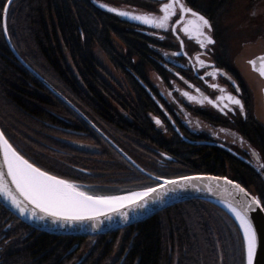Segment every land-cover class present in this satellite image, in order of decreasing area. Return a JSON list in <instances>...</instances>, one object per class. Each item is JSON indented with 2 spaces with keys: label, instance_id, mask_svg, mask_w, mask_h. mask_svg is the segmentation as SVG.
<instances>
[{
  "label": "trees",
  "instance_id": "1",
  "mask_svg": "<svg viewBox=\"0 0 264 264\" xmlns=\"http://www.w3.org/2000/svg\"><path fill=\"white\" fill-rule=\"evenodd\" d=\"M7 2L0 0V128L6 137L30 161L92 194L153 185L116 154L110 160L93 159L95 154L65 141L94 142V132L16 58L3 34ZM121 2L128 0H13L6 25L14 50L30 68L107 137L136 154L140 134L107 108L105 95L122 104L100 77L94 58V47L99 46L113 66L126 74L132 89L138 88L126 73L131 57L137 56L134 33L99 7ZM112 35L125 43L127 56L114 48ZM139 96L140 105H145ZM182 156L166 169L151 166L150 170L151 163L135 161L160 177L212 174L245 187L242 179L225 173L218 159L206 161L191 152ZM222 252L234 254L227 264H243L240 231L225 212L200 200L176 204L143 222L87 239L34 230L0 204V264H222Z\"/></svg>",
  "mask_w": 264,
  "mask_h": 264
},
{
  "label": "flooded vegetation",
  "instance_id": "2",
  "mask_svg": "<svg viewBox=\"0 0 264 264\" xmlns=\"http://www.w3.org/2000/svg\"><path fill=\"white\" fill-rule=\"evenodd\" d=\"M165 2L167 0H128V3L121 2L115 8L129 6L142 11H128L134 14H159L160 6ZM184 2L210 21L212 30L208 34L212 36L213 44L201 48L194 37L189 38L180 31L181 26H177L173 34L171 22L165 32L128 22L113 14L125 24L127 32L134 33L132 43L137 56L131 57L126 73L138 88L130 89L135 106L118 105L116 109L109 103L107 108L114 110L124 124L140 134L138 153L127 150L129 155L90 120L92 125L85 121L94 132V142L85 143L79 139L65 141L95 154L93 159L110 160L116 154L130 165L128 169L132 167L141 173L123 157L120 149L142 171L159 178L165 177L157 175L159 172L146 171L136 161L151 163L147 167L152 170L151 166L155 169L169 168L172 163L184 158L182 155L187 152L194 153L197 158L202 156L201 159L206 161L218 159L228 176L242 179L246 189L264 199V167H261L264 165V78L247 63L264 55V0ZM178 15L179 12L172 20L175 21ZM174 52L177 55H172ZM127 55L128 51L124 56ZM197 55L205 61L204 67L196 62ZM214 69L220 70L215 79L208 75ZM212 84H218L226 92L220 93L210 87ZM237 86L239 92L236 91ZM185 91L196 96L197 100L203 99V96L216 100L217 96L232 94L241 100L243 111L227 99L217 103L221 107L228 104L231 111L228 108L221 111L207 101L203 104L189 101L181 94ZM137 93L145 105H140ZM157 120L161 123L157 124ZM141 174L156 184L150 177Z\"/></svg>",
  "mask_w": 264,
  "mask_h": 264
},
{
  "label": "snow or ice",
  "instance_id": "3",
  "mask_svg": "<svg viewBox=\"0 0 264 264\" xmlns=\"http://www.w3.org/2000/svg\"><path fill=\"white\" fill-rule=\"evenodd\" d=\"M11 2L12 0H8L3 5L2 18L5 20L3 34L5 36L8 35L6 18ZM100 7L165 32L169 30L171 22L173 34L176 33L177 26H181L180 31L189 38L194 37L201 48L214 43L212 36L208 34L212 30L210 21L200 12L188 7L184 0H167L161 4L159 14H133L103 3L100 4ZM177 12H179L178 18L173 21L172 18L177 17ZM180 47L183 48V41H181ZM172 55H177V53L174 52ZM258 61L259 65L257 64ZM196 62L201 67L205 66V61L201 60L199 55L196 56ZM247 63L251 65L254 72L264 78V55L249 60ZM219 72V69H214L208 75L215 79ZM228 79L231 78L228 77ZM210 87L217 89L222 94L226 92L218 84H212ZM196 91L199 92L200 89H196ZM236 91L239 92L238 86ZM181 94L189 101H196L199 104L207 101L208 104L219 108L221 111L224 108L231 111L232 109L228 107V104L221 107L217 103V101L227 99L243 111L241 100L232 94L217 96L216 100L207 96L197 100L196 96H192L186 91ZM156 123L160 124L161 122L157 120ZM253 155L256 156L257 154L254 152ZM157 179L160 178L157 177ZM194 180L215 181V185L208 184L205 186L209 193L217 190L229 192L228 186H230L232 191L229 192L230 198L225 202V206L235 218L242 233L243 264H264V243L260 242V234L264 229V199L250 194L244 187L231 179L220 176H183L179 179H166L163 184L156 187H147L142 191L130 192L123 196L95 195L83 190L71 180L52 174L38 166L34 161H30L14 147L5 133L0 131V198L12 209H15L20 216H26L37 221L51 218L54 223L59 221L70 224L72 222L96 221L101 216L110 219L111 213H118L122 220L127 221L129 212H136L137 210L146 212L150 198L151 202L155 203L162 200L168 191H175L177 187L184 188L189 185L199 191L200 189L195 184H191ZM167 185L173 187L168 189ZM256 214L261 217V224H257ZM96 226L95 223L92 224L93 228Z\"/></svg>",
  "mask_w": 264,
  "mask_h": 264
},
{
  "label": "water",
  "instance_id": "4",
  "mask_svg": "<svg viewBox=\"0 0 264 264\" xmlns=\"http://www.w3.org/2000/svg\"><path fill=\"white\" fill-rule=\"evenodd\" d=\"M108 6H110V5H108ZM99 7H100V4H99ZM110 7H113V6H110ZM100 8L103 9L104 11L109 12L107 10V8H102V7H100ZM117 9L121 10V11H125V10H122L119 8H117ZM109 13L117 15L113 12H109ZM130 13H132V12H130ZM117 16H119V15H117ZM119 17L124 18L128 22L140 24V22L129 19L127 17H122V16H119ZM4 23H5V20H4ZM5 38H6V41L9 45L10 49L13 51L16 58L19 60V62L22 65H24V67H26L37 79H39L52 93H54L57 97H59L61 100H63L69 107H71L76 113H78V115L80 117H82L84 120H86L88 123H90L89 120L70 101H68L64 96H62V94H60V92H58L50 83H48V81H46L43 77H41L38 73H36L32 68H30L20 58V56L16 53V51L14 50V48L12 46L11 41L9 39V36L6 35ZM0 131H2L1 128H0ZM118 150L120 151V153L123 155V157L127 161H129L133 166H135L141 173L147 175L152 180H154L156 182V184L149 185V186L142 187V188H138V189H133V190L126 191V192H120V193H114V194H95V195L123 196V195H127L130 192L142 191L143 189H145L147 187H156L160 184H163L164 180H166V179H179L180 177H183V176H179V177H174V178L157 179V177L152 176V175L147 174L144 171H142L126 154H124V152H122L120 149H118ZM184 176L215 177L217 175L190 174V175H184ZM220 177H224V176H220ZM228 179H230V178H228ZM215 183H216L215 181H211V180H194L191 182V184H195L200 189L199 191H197L196 188H193L189 185V186H186L184 188L177 187L175 191H168L167 195H164L162 200H158L155 203H152L151 198H150L148 210L146 212L142 211V210H137L136 212H129V219L127 221L122 220L118 213H111L110 219L106 218L104 216H101L96 221L72 222L70 224L69 223H62L59 221L54 223L51 218H46L45 220L37 221L35 219H30L26 216H24V217L20 216L18 214V212L15 209H12L11 206L9 204H7L2 198H0V204L3 205V207H5L10 213H12L15 217H17L22 223L26 224L27 226L33 228L34 230L40 231L42 233H47V234L54 235L57 237L65 236V237H74V238H89V237H95V236H99V235H105V234H108L110 232L120 231V230L125 229L127 227H130L134 224L143 222V221L151 218L152 216H154L158 212H161V211L167 209L168 207H171V206H174L176 204L183 203L186 201H190V200H200V201H204V202H207V203H210V204L216 206L217 208H219L223 212H225L235 222V224L237 225V227L239 229L238 223L235 221V218L232 216V214L228 211L227 207L225 206V202L230 198L229 192L232 191L230 189V186H228L229 192H226L223 190H217V191H214L213 193H209L206 190L205 186L208 184L215 185ZM235 183H237V182H235ZM166 187L168 189H171L173 186L167 185ZM246 190L250 194L255 195L253 192L249 191L248 189H246ZM256 221H257V224H261V222H262L261 217L258 214H256ZM93 223H95L97 225L95 228L92 227ZM240 234L242 237L241 232H240ZM260 242L264 243V229H262L261 234H260Z\"/></svg>",
  "mask_w": 264,
  "mask_h": 264
},
{
  "label": "rangeland",
  "instance_id": "5",
  "mask_svg": "<svg viewBox=\"0 0 264 264\" xmlns=\"http://www.w3.org/2000/svg\"><path fill=\"white\" fill-rule=\"evenodd\" d=\"M120 8L124 9L126 11L136 10V11L142 13V11H139L137 8H133V7H129V6H124V7H120ZM111 41H112L114 48L117 51L121 52L122 54H125L127 52V49H126L124 43L119 38L112 35ZM65 55H66V62L68 64V66H70V69L73 72V75L76 77L77 74L73 69V64H72L71 58L69 57L67 52H65ZM94 58L97 62V68H98V73H99L100 77L113 90L114 97L118 100V103L122 104L121 107L124 106V107H130L131 108V107L135 106V104H133V97H132V94L130 92L131 85L130 84L128 85V82H127L128 78L125 77L124 73L121 70H118L113 66V64L110 62V59L107 57V55L103 52V50L99 46L94 47ZM105 99L108 101V103L112 104L116 109L118 108L117 107L118 105L116 104V101L113 98H111L108 95H105ZM121 114L123 115L122 112H121ZM80 145H82V144H80ZM232 257L234 258L233 252H230L229 255L227 253L225 255V253L222 252L220 254V261L222 262V264L223 263L227 264L228 263L227 261L228 260L231 261L230 258H232ZM75 262H73L72 264H75Z\"/></svg>",
  "mask_w": 264,
  "mask_h": 264
}]
</instances>
